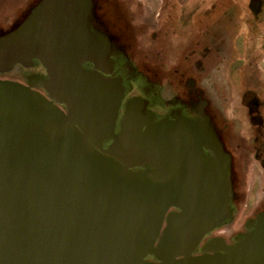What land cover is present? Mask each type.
I'll list each match as a JSON object with an SVG mask.
<instances>
[{
  "label": "water",
  "instance_id": "water-1",
  "mask_svg": "<svg viewBox=\"0 0 264 264\" xmlns=\"http://www.w3.org/2000/svg\"><path fill=\"white\" fill-rule=\"evenodd\" d=\"M103 5L0 26V264H264V210L228 232L238 169L207 100L163 97Z\"/></svg>",
  "mask_w": 264,
  "mask_h": 264
},
{
  "label": "rangeland",
  "instance_id": "rangeland-1",
  "mask_svg": "<svg viewBox=\"0 0 264 264\" xmlns=\"http://www.w3.org/2000/svg\"><path fill=\"white\" fill-rule=\"evenodd\" d=\"M126 1L129 3L126 5L128 14L123 15L127 16L128 20L122 19L124 23L121 20H117L121 25L118 28V32L121 30L123 36L130 42V54L136 66L144 73L147 72L148 68L150 75L153 72H157L161 78H164L163 81L172 75L174 68H181L186 73L188 72L187 67L174 65L176 57H182L184 53L189 52L193 48L197 50L204 44L210 43L209 40L214 38L215 28H208L210 24H207L208 21L206 20L209 15L203 14L206 10H210V0H192L190 3L183 5L173 0H162L161 8L163 9L157 24L156 21H153L154 23L151 26L154 29L153 31L151 30L152 28H148L145 24L140 26L138 20H134L135 14L131 13L132 7L133 11L141 12L142 5L138 4L137 0ZM156 5L157 3H155ZM123 6L124 4H111L108 8L111 7L110 9L114 8L115 12H120L124 11V9L121 10ZM136 16L138 17L139 15L136 14ZM201 18L205 21H199ZM225 22L224 20L223 23L225 24ZM225 54L229 56V52ZM218 56L215 46H211L205 65L206 70L210 71L213 78L210 83L214 85V89H218L219 96L221 100L223 99L222 113L227 117L225 119L228 123L225 137L228 138L227 142L230 145L232 143L229 147L234 149L235 166L238 169L236 171V201L233 203L234 215H237L228 228V232H234L233 234L231 233V237H233L238 234L236 231L242 228L247 218L254 217L260 209L258 206L264 205V162L259 163L254 158L252 126L246 117L241 114L243 110H240L241 97L247 92L246 85H242L243 87L241 88L239 85L240 75H237L234 67L230 69L225 66V62H222L223 65L218 70L212 67L211 63L213 61L216 62ZM162 85V90L160 91L163 97L167 96L166 93L172 92L168 89L169 85L166 82H163ZM252 93L257 97L262 96L260 90L257 92L258 95L255 92ZM261 153L262 151H260ZM262 154L264 158V151ZM231 237H228V239Z\"/></svg>",
  "mask_w": 264,
  "mask_h": 264
},
{
  "label": "crops",
  "instance_id": "crops-1",
  "mask_svg": "<svg viewBox=\"0 0 264 264\" xmlns=\"http://www.w3.org/2000/svg\"><path fill=\"white\" fill-rule=\"evenodd\" d=\"M34 1L36 0H0V26L18 19ZM161 1L137 0L142 8L141 12L133 11V7L131 8V13L135 14L134 20H138L140 26L143 22L150 27L153 21L157 23L163 9ZM173 1L183 5L192 0ZM106 2L124 4L121 9L124 11L115 12L114 8H108L110 19H122L123 14H128L126 5L129 3L126 0H106ZM210 3V10H206L203 14L209 15L206 20L207 24H210L208 28H215L214 40L211 43L213 42L215 48L222 52L225 66L230 69L234 67L237 75H240L241 88L242 85H246V89L257 95L260 90L262 96L258 98L263 102L261 114L264 117V0H210ZM136 14L139 16L137 17ZM125 18L128 19L127 16ZM202 20L203 18L199 19ZM226 52H229V56L225 54Z\"/></svg>",
  "mask_w": 264,
  "mask_h": 264
},
{
  "label": "flooded vegetation",
  "instance_id": "flooded-vegetation-1",
  "mask_svg": "<svg viewBox=\"0 0 264 264\" xmlns=\"http://www.w3.org/2000/svg\"><path fill=\"white\" fill-rule=\"evenodd\" d=\"M104 5H105V0H104ZM102 6V11H105L107 7L109 6ZM107 12V10H106ZM106 12L105 17H106ZM111 29L118 35V38L120 39L121 43L126 42V38L123 36L121 33V30L118 32L116 26L117 23L115 22H108ZM148 26V28H152L151 30L153 31V27H150L146 22H143L142 26ZM157 24V23H156ZM125 26V25H124ZM156 28V27H154ZM214 40V38L210 39V43L204 44L202 47L191 49L189 52L184 53L182 57H176L174 60V65H177V67H187L188 72L186 73L185 70H182L181 68H174L172 70V75L164 80V78H161L158 74H154L152 76V81L158 82V87L161 90V85L159 84L160 82H166L169 85L171 93H166L167 96L170 97H178L182 100H190V98L194 97L195 95L201 93V96L207 100V110L212 116L214 122L216 123V126L220 130L222 140L224 142V145L226 149L231 152V155H235L233 152L234 149L232 147H229L232 145L227 142L228 138L225 137V131H227L228 128V123L225 118V115L222 113L223 112V107H222V101L218 89H214V85L210 83L212 76L210 71L206 70V63L208 60V55L210 53V47L213 46V42L211 41ZM215 51L219 55L216 62L213 61L212 67L214 69H218L220 65L222 64L223 57H222V52L218 51L215 48ZM211 61V60H209ZM189 71H194L190 72ZM247 92L241 97V108L240 110L242 111V115L246 117L248 122H250V125L252 126V131L254 134V158L257 162L263 163L264 158H263V148H264V117L261 114V107H263V102L259 100V98L252 93V91H249L246 89ZM162 93V92H161ZM164 93V92H163ZM136 94V91L134 89L131 90L130 96ZM198 96V95H197ZM258 98V99H257ZM260 151L262 153L260 154ZM264 200V199H263ZM262 200V201H263ZM261 201V202H262ZM264 202V201H263ZM260 209L259 210H264V205L261 206L259 205ZM224 228L220 230H216L210 234V236L207 239L212 238L215 235H220L224 233Z\"/></svg>",
  "mask_w": 264,
  "mask_h": 264
}]
</instances>
